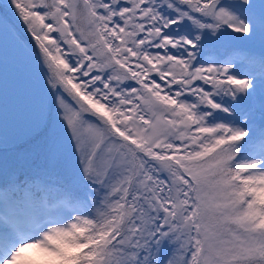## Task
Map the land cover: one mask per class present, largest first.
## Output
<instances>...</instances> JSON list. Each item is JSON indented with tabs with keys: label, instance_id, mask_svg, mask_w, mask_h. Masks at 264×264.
<instances>
[{
	"label": "snow or ice",
	"instance_id": "1",
	"mask_svg": "<svg viewBox=\"0 0 264 264\" xmlns=\"http://www.w3.org/2000/svg\"><path fill=\"white\" fill-rule=\"evenodd\" d=\"M0 264H264V0H0Z\"/></svg>",
	"mask_w": 264,
	"mask_h": 264
},
{
	"label": "rangeland",
	"instance_id": "2",
	"mask_svg": "<svg viewBox=\"0 0 264 264\" xmlns=\"http://www.w3.org/2000/svg\"><path fill=\"white\" fill-rule=\"evenodd\" d=\"M243 50H240V54H243ZM11 107H12V98L11 95H9V113L11 114Z\"/></svg>",
	"mask_w": 264,
	"mask_h": 264
},
{
	"label": "trees",
	"instance_id": "3",
	"mask_svg": "<svg viewBox=\"0 0 264 264\" xmlns=\"http://www.w3.org/2000/svg\"><path fill=\"white\" fill-rule=\"evenodd\" d=\"M243 54H244V50H243Z\"/></svg>",
	"mask_w": 264,
	"mask_h": 264
}]
</instances>
